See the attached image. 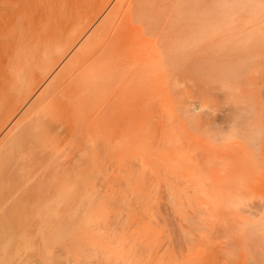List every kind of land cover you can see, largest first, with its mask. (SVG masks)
Wrapping results in <instances>:
<instances>
[{
  "label": "bare ground",
  "instance_id": "1",
  "mask_svg": "<svg viewBox=\"0 0 264 264\" xmlns=\"http://www.w3.org/2000/svg\"><path fill=\"white\" fill-rule=\"evenodd\" d=\"M250 1L0 0V264L59 251L117 173L122 264H264V67L209 60Z\"/></svg>",
  "mask_w": 264,
  "mask_h": 264
},
{
  "label": "rangeland",
  "instance_id": "2",
  "mask_svg": "<svg viewBox=\"0 0 264 264\" xmlns=\"http://www.w3.org/2000/svg\"><path fill=\"white\" fill-rule=\"evenodd\" d=\"M261 16V17H260ZM255 18V19H254ZM262 18V19H261ZM255 20V21H254ZM237 21H238V29L236 30V31H234L233 32V34H229V35H225V36H223L221 39H220V42H222L221 43V45H224L225 46V48L227 49V50H224V51H222V54H220L219 52H221V51H214V52H211V54H209V57L211 56L212 57V55H213V58H209V60H210V62H215V61H217V60H222V59H224V58H229V59H234V58H237V57H239V58H237V59H241L242 60V62H249L250 63V61H253L255 64H257L260 68H263L264 67V0H252V1H250V2H245V3H241L240 5H239V9H238V13H237ZM253 21L256 23L257 22V24L255 25L254 23H253ZM244 22V23H243ZM251 26V28H252V30L251 29H247L248 27H249V25ZM253 25H255L254 26V28H253ZM243 28V29H242ZM250 28V27H249ZM246 30H248V32H246ZM259 30V31H258ZM263 32H262V31ZM240 31H242V32H240ZM245 31V32H244ZM250 32V33H249ZM253 34H252V33ZM256 32V33H255ZM260 32V33H259ZM241 33V34H240ZM251 34V35H250ZM261 34V35H260ZM242 35V36H241ZM253 35V36H252ZM251 36H252V39L251 40H249L250 38H251ZM256 36V37H255ZM228 37H230V38H228ZM232 37H233V39L235 40V38L237 39V41H239L240 40V42H237L236 40L234 41L233 39H232ZM260 37V38H259ZM241 38V39H240ZM243 38V39H242ZM227 39V40H226ZM246 39H247V41H246ZM226 40V41H225ZM233 40V41H232ZM249 40V41H248ZM233 43H232V42ZM225 43V44H224ZM228 43H230L229 45H227ZM231 43H232V45H231ZM237 43H241L240 44V46H239V44H238V46L236 45ZM246 43V44H245ZM248 43V44H247ZM233 44H235L234 46L237 48V50H236V48L233 46ZM253 44V45H252ZM255 45V46H254ZM247 46V47H246ZM252 46V47H251ZM239 47V48H238ZM245 47V48H244ZM242 50H244V51H241V49ZM249 48V49H248ZM233 49H235V51L236 52H233L234 50ZM218 53V54H217ZM229 53V54H228ZM228 54V55H227ZM240 54V55H239ZM215 55V56H214ZM223 55V58H221V56ZM227 55V56H226ZM225 56V57H224ZM258 56V57H257ZM241 57V58H240ZM242 58H244V59H242ZM245 59H247V60H245ZM260 64V65H259ZM260 72H264V70H259ZM262 72V73H263ZM263 75L264 74H261L259 77L260 78H262L263 77ZM262 81H263V83H262V85H264V77H263V79H261ZM263 90H264V86H263ZM189 96H190V94H191V92L190 93H187ZM187 94H185V98L183 99V96L184 95H182V98H181V100H179L178 98L179 97H181V96H179L176 100L178 101H180L182 104L184 103V100H189L188 99V95ZM187 95V96H186ZM177 101H175V104H176V102ZM188 103V102H187ZM172 104H173V108L171 107V109H174V110H176V108H175V106H174V101L172 102ZM183 105H185L186 107L188 106V105H186V102L183 104ZM173 110V111H174ZM186 110V109H185ZM182 112H184V111H182ZM165 114V113H164ZM164 114L163 113H161V114H159V115H162L161 116V120H159L160 119V116H158V118H157V122H156V124H155V126L154 127H152L151 129H150V132H149V130L147 131V132H145V134H144V136H146V140H149L150 141V138L149 137H151L152 139H151V143H150V145L152 146V151L151 152H153V153H151V155H150V153H148V158H149V155L151 156L150 158H149V160H151V158H152V154H154V153H156V155H158V153H157V149L159 148V146L161 147V148H163V150H166L167 148H168V146L171 148V141H168V142H166V140H168V138H169V140H170V138L172 137L171 136V134H170V132H172V130H173V127H174V125L173 126H170L169 124H170V120H167V121H169V122H167L166 120H164V119H168V118H166L167 116H164ZM164 116V117H163ZM163 119V120H162ZM161 121V122H160ZM164 122H166L169 126H167V124L166 123H164ZM163 124V125H162ZM166 125V126H165ZM182 126V125H181ZM163 127H166V128H163ZM167 127H169V130H168V134H167ZM172 127V128H171ZM153 128H155V129H153ZM182 128L185 130V125H183L182 126ZM155 130V131H154ZM159 130V131H158ZM171 130V131H170ZM149 132V133H148ZM163 134V135H162ZM169 135V136H168ZM171 136V137H170ZM166 138L167 137V139L165 140L164 138ZM153 140V141H152ZM163 140V141H162ZM145 141V140H144ZM149 141H147V143L149 142ZM160 141H162L161 143H160ZM146 142V141H145ZM144 142V143H145ZM170 142V143H169ZM147 143H145V145L147 144ZM165 143V144H164ZM169 143V145H167ZM161 144V145H160ZM164 144V145H163ZM148 145H149V143H148ZM148 145H146V146H148ZM166 145H167V148H165L166 147ZM150 147V146H149ZM148 147V148H149ZM148 148H147V150H148ZM151 148V147H150ZM155 148V149H154ZM161 148H159V150L158 151H160V150H162ZM165 148V149H164ZM146 149V148H145ZM169 149V148H168ZM154 151H156V152H154ZM144 152V151H143ZM161 166V165H160ZM146 167V166H145ZM143 169V168H142ZM144 169H145V171H144ZM143 169V171L144 172H146V174L147 173H149V171H147L148 169H147V167L146 168H144ZM150 170V169H149ZM140 173H141V171H140ZM151 173V172H150ZM142 174V173H141ZM120 175H122L121 173H117V174H114L111 178H110V180L108 181V185L110 186L109 187V189H111V190H108V192H106V194H104V195H102L101 196V198L99 197L98 199H97V202H96V204H95V207L93 208V210H91V211H87V212H85L84 214H80V219H79V222H78V225H77V227H76V231H74V228L73 229H71L70 231L68 230L66 233H67V235L69 236H67L66 234H65V236L66 237H64V243L62 242L60 245H58V247L60 246L61 247V249L60 250H62V251H58V250H56L55 249V246H54V250L55 251H53V246H52V250H51V247L49 248V252H51V256H50V253L48 252V258H46V259H44L43 261H41L42 263L41 264H76L77 262V264H112V263H115V264H122V263H124L126 260V258L125 257H127V255L125 254V250L123 249V247L121 246V242L120 243H118V239H119V241H121L120 240V237H122L123 236V234L122 233H124V230L123 229H121L124 225H122L123 223H122V221L121 220H119V217H122V215H123V212L122 211H124V208H123V203H122V199L120 198L121 196H122V193H121V188H119L120 187V185H121V187L124 189V186H125V184H126V182H127V177H125L124 175H122L121 177H119ZM114 178V179H113ZM116 178V179H115ZM123 178V180H121ZM125 178H126V181L124 182V180H125ZM113 180H115L116 181V183H115V181L113 182ZM111 181H112V183H111ZM122 184H121V183ZM119 184V187H117L116 186V184ZM124 183V184H123ZM111 184V185H110ZM115 184V185H114ZM107 185V186H108ZM114 185V186H113ZM117 188H116V187ZM120 189V191H119V189ZM114 189V190H113ZM115 189H117V190H115ZM123 189H122V191H123ZM113 190V191H112ZM116 194H119V195H121V196H119V195H116ZM119 192V193H118ZM110 193H113V197L115 196V197H117V198H113L112 196H110L109 194ZM121 193V194H120ZM127 194V193H126ZM130 195V194H129ZM132 196V195H131ZM113 198V199H112ZM114 199H118V200H115L114 201ZM121 201H120V200ZM113 200V201H112ZM108 201V202H107ZM113 202L112 204H111V202ZM120 201V202H119ZM115 202H117V205H119V207H117V205H116V207H115ZM107 203V204H106ZM115 203V204H114ZM120 203H121V206H120ZM108 204H110V205H112L113 206V210L115 211H112V209H111V207L109 208V205ZM97 205V206H96ZM105 205H107V207H108V211L106 210L107 209V207L105 206ZM98 206H100V208L98 207ZM116 208H119V209H121V210H119V209H117V210H119V211H117L116 212ZM129 208H132V207H130V206H128V209ZM135 208V207H134ZM134 208L133 209H131L133 212H129V213H133L134 214ZM100 209V210H99ZM110 209V210H109ZM104 211H106V212H104ZM110 211H111V214H110ZM129 211H130V209H129ZM135 211H136V208H135ZM90 212V213H89ZM101 212V213H100ZM109 212V213H108ZM120 212V213H119ZM104 213H106V215H104ZM115 213V214H114ZM121 213H122V215H121ZM137 212H135V214H136ZM98 214V215H97ZM115 215L114 216V220H115V218L117 219L115 222H117V223H122V224H119V225H121L122 227H120L119 225H118V227L117 226H115L114 225V221H113V223H111V221L113 220V218H111L112 216L111 215ZM132 214V215H133ZM87 215V216H86ZM102 216V218H101V216ZM131 215V214H130ZM86 216V217H85ZM96 216H100V217H96ZM104 216V217H103ZM85 217V218H84ZM93 217V218H92ZM107 217V218H106ZM88 218V219H87ZM96 218H98V220H96ZM104 218V219H103ZM109 218V219H108ZM110 218H111V220H110ZM85 219V220H84ZM94 219H95V221H100V225L101 224H103V222L102 221H104V220H106V221H104L105 223H104V225H105V227L103 226V225H101V226H103L104 228H108V226H112L113 227V225L115 226L113 229H111V232H112V235L110 234L111 232H110V230L109 229H107V230H109V232L106 230V232L104 231V229H103V227H101L100 229L101 230H99V229H97L96 230V228L94 227L95 226V224H94ZM102 219V220H101ZM80 220H81V222H80ZM83 220V221H82ZM88 220V221H87ZM92 220V221H91ZM110 220V223L112 224H110V225H108V221ZM94 221V222H93ZM84 222H86V223H84ZM93 222V223H92ZM82 223H84V224H82ZM106 223H107V225H106ZM82 225L84 226V227H82ZM92 225V226H91ZM92 227V228H91ZM119 227H120V230H117V229H119ZM85 228V229H84ZM115 228H117L116 229V231L114 230ZM86 229H88V230H86ZM85 230V231H84ZM90 230V231H89ZM73 231V233L74 234H72L71 236H72V238H74V241L77 239L76 238V236L78 235L79 237H78V241L79 242H75V243H73L72 241H73V239L71 238V236L69 235L71 232ZM78 231V232H77ZM118 231V233L120 234V235H122V236H120L119 234V236H115L114 234H116L115 232H117ZM120 231H122V233L120 232ZM69 232V233H68ZM76 232V233H75ZM90 232V233H89ZM106 234H105V233ZM114 233V234H113ZM96 234V235H95ZM101 234V235H100ZM108 234V235H107ZM110 234V235H109ZM117 235V234H116ZM85 236V237H84ZM107 236V237H106ZM90 237V238H89ZM92 237L95 239V241H94V239H92ZM104 237H106L105 239H104ZM116 237H117V240H116ZM119 237V238H118ZM69 238H71L72 239V241H70L69 240ZM76 238V239H75ZM110 238V239H109ZM111 238L112 239H114V240H112V242H111ZM97 239V240H96ZM109 239V240H108ZM68 241V245H72V244H70L71 242L73 243V244H75V245H77V246H68V245H66L67 244V241ZM105 240H107V241H105ZM81 241V242H80ZM100 241V242H99ZM105 241V242H104ZM115 241V242H114ZM66 242V243H65ZM70 242V243H69ZM114 242V243H113ZM110 243V244H109ZM118 245H117V244ZM79 244V245H78ZM105 244V245H104ZM113 244V245H112ZM61 245H63V246H61ZM64 245H66V246H64ZM115 245V247H113ZM79 246H83L82 248H80ZM59 247V248H60ZM66 247H67V250H66ZM72 248V250H70V249H68V248ZM111 247V248H110ZM57 248V247H56ZM58 248V249H59ZM75 248V249H74ZM91 248V249H90ZM113 249H114V251H113ZM119 249H120V251H119ZM124 251H123V250ZM51 250V251H50ZM75 250V251H74ZM69 251H71V253L74 255V256H72V254L71 253H69ZM90 251H93V252H90ZM123 251V252H122ZM69 254H68V253ZM76 252V253H75ZM89 252V253H88ZM59 253V255H57ZM63 253V254H62ZM75 253V254H74ZM108 253V254H107ZM57 255L56 257H55V255ZM66 254V255H65ZM77 254H79V255H77ZM82 254V255H81ZM113 254V255H112ZM118 254V255H117ZM125 256L124 258L122 257V256ZM50 256V257H49ZM119 256V257H118ZM70 257V258H69ZM74 259V260H73ZM117 260V261H115V260ZM119 259V260H118ZM124 259V260H123ZM74 262H73V261ZM76 260V261H75ZM112 262H111V261ZM67 261H70V262H68L67 263ZM95 262V263H93V262ZM103 261V262H102ZM118 261H121L120 263L118 262ZM88 262V263H87ZM99 262V263H98ZM117 262V263H116ZM39 264H40V262H39Z\"/></svg>",
  "mask_w": 264,
  "mask_h": 264
}]
</instances>
